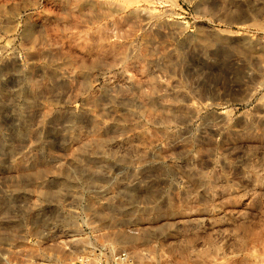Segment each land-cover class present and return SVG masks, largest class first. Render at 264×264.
<instances>
[{
	"label": "rangeland",
	"instance_id": "obj_1",
	"mask_svg": "<svg viewBox=\"0 0 264 264\" xmlns=\"http://www.w3.org/2000/svg\"><path fill=\"white\" fill-rule=\"evenodd\" d=\"M0 264H264V0H0Z\"/></svg>",
	"mask_w": 264,
	"mask_h": 264
},
{
	"label": "bare ground",
	"instance_id": "obj_2",
	"mask_svg": "<svg viewBox=\"0 0 264 264\" xmlns=\"http://www.w3.org/2000/svg\"><path fill=\"white\" fill-rule=\"evenodd\" d=\"M135 101H136V100H135ZM89 111H90V110H89ZM136 119H137V117H136ZM154 119H155V118H154ZM160 123H161V122H160ZM166 123H167V122H166ZM105 148H106V147H105ZM94 156H95V157H98L99 155L95 154Z\"/></svg>",
	"mask_w": 264,
	"mask_h": 264
}]
</instances>
